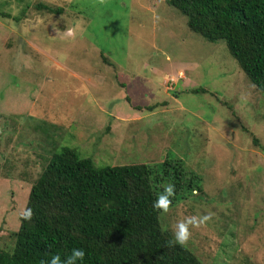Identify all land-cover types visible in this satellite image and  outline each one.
<instances>
[{
    "label": "rangeland",
    "instance_id": "rangeland-1",
    "mask_svg": "<svg viewBox=\"0 0 264 264\" xmlns=\"http://www.w3.org/2000/svg\"><path fill=\"white\" fill-rule=\"evenodd\" d=\"M1 13L0 249L65 146L95 167L181 162L163 229L213 213L191 229L198 260L264 264V97L224 41L165 0H0Z\"/></svg>",
    "mask_w": 264,
    "mask_h": 264
},
{
    "label": "trees",
    "instance_id": "trees-1",
    "mask_svg": "<svg viewBox=\"0 0 264 264\" xmlns=\"http://www.w3.org/2000/svg\"><path fill=\"white\" fill-rule=\"evenodd\" d=\"M165 3L186 18L191 32L210 43L224 41L264 97V0ZM37 9L62 12L43 4ZM183 177L179 161L95 167L77 150L61 147L31 187L25 209L34 215L30 221L21 217L12 247L0 249V264H47L74 248L86 252L80 264H202L187 247L168 246L173 236L153 209L164 181L175 185L174 201Z\"/></svg>",
    "mask_w": 264,
    "mask_h": 264
},
{
    "label": "clouds",
    "instance_id": "clouds-1",
    "mask_svg": "<svg viewBox=\"0 0 264 264\" xmlns=\"http://www.w3.org/2000/svg\"><path fill=\"white\" fill-rule=\"evenodd\" d=\"M103 2V0H101ZM65 35L75 38V29L69 27L65 30ZM175 185L165 184L163 185V191L157 194L155 201L153 202V209L158 212L168 213L172 206L173 198L175 197ZM21 217L24 220L30 221L34 215L31 208H26L21 211ZM213 213H207L203 216L192 215L184 219L179 220L173 227V239L168 241L169 247L180 246L182 248L187 247L188 242L191 239V229H199L207 224L212 219ZM86 252L80 248H74L71 254L62 260L61 256L56 254L52 255L47 264H80L85 259Z\"/></svg>",
    "mask_w": 264,
    "mask_h": 264
}]
</instances>
